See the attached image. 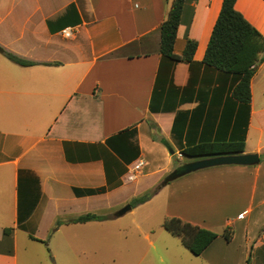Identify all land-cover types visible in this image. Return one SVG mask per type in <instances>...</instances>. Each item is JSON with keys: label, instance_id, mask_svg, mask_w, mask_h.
I'll return each instance as SVG.
<instances>
[{"label": "crops", "instance_id": "1", "mask_svg": "<svg viewBox=\"0 0 264 264\" xmlns=\"http://www.w3.org/2000/svg\"><path fill=\"white\" fill-rule=\"evenodd\" d=\"M173 1L0 0V264H47L53 241L78 259L100 252L117 232L109 210L156 187L175 158L216 155L184 148L241 140L259 163L195 169L159 192L166 217L219 234L199 264H264V63L249 107L233 98L231 74L202 63L224 0H185L175 52L194 39V61L164 58L159 27ZM235 7L264 35V0ZM138 158L141 189H127ZM87 213L107 218L70 222Z\"/></svg>", "mask_w": 264, "mask_h": 264}, {"label": "trees", "instance_id": "2", "mask_svg": "<svg viewBox=\"0 0 264 264\" xmlns=\"http://www.w3.org/2000/svg\"><path fill=\"white\" fill-rule=\"evenodd\" d=\"M184 2L185 0H174L167 18L159 27L160 52L164 58L169 59L173 63L180 61L193 62L194 54L197 49V41L188 38L183 53L178 55L175 52L177 30L181 22ZM235 3L236 0L223 1L202 63L224 73L231 74L234 78L232 89L233 98L249 107L252 101V78L257 73L260 65L264 63V35L236 9ZM1 50L11 61L19 65L31 66L38 64L34 60H30L5 48H1ZM245 147L246 143L243 140L204 142L186 147L181 152L188 156H204L230 152L242 153L245 151ZM194 166L195 163L188 164L186 168L180 166L184 169L176 166L156 187L140 197H134L130 201L132 208L137 204L149 200L163 186L182 174H185V172L194 171ZM106 218V215L87 213L72 218L70 222H88ZM59 224H61V222H59ZM163 226L173 235L180 237L183 244L195 255L201 254V252H203V250L219 235L211 229L195 225L176 216L166 218L163 222ZM10 230V228H7L5 231L10 232ZM222 234L227 240H231V229L227 228Z\"/></svg>", "mask_w": 264, "mask_h": 264}, {"label": "rangeland", "instance_id": "3", "mask_svg": "<svg viewBox=\"0 0 264 264\" xmlns=\"http://www.w3.org/2000/svg\"><path fill=\"white\" fill-rule=\"evenodd\" d=\"M178 160L175 158V167ZM192 162L179 164L186 168ZM194 164V162L192 163ZM181 169H184V168ZM164 180V179H163ZM127 189L140 190L137 182H132ZM143 194L137 196L140 197ZM167 190L158 191L146 202L137 204L132 210L118 216L115 222L117 232L102 230L103 237H110L101 242V251L88 257H70L58 251L57 242L53 241L43 248L47 264H199L198 258L182 242L163 226L165 216V196ZM118 205L107 216L116 214L126 205ZM113 212V213H111ZM170 217V216H169ZM56 260V263L53 260Z\"/></svg>", "mask_w": 264, "mask_h": 264}, {"label": "water", "instance_id": "4", "mask_svg": "<svg viewBox=\"0 0 264 264\" xmlns=\"http://www.w3.org/2000/svg\"><path fill=\"white\" fill-rule=\"evenodd\" d=\"M173 153V149H170ZM260 162V156L258 153H226V154H216L208 156L195 162V169L207 168L211 166L218 165H255ZM132 209V205L128 204L122 209H120L116 215L121 216L127 211Z\"/></svg>", "mask_w": 264, "mask_h": 264}, {"label": "built area", "instance_id": "5", "mask_svg": "<svg viewBox=\"0 0 264 264\" xmlns=\"http://www.w3.org/2000/svg\"><path fill=\"white\" fill-rule=\"evenodd\" d=\"M63 34L65 36H70L73 34V30L71 27L63 29ZM146 161L143 158H138L132 163H130L127 172L124 176V181L126 183L134 182L137 180L138 176L143 171Z\"/></svg>", "mask_w": 264, "mask_h": 264}]
</instances>
